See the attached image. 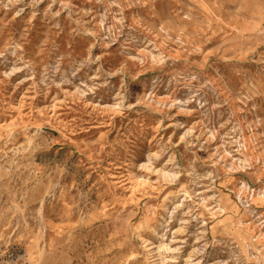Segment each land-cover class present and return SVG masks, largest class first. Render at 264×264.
<instances>
[{"label":"rangeland","instance_id":"1","mask_svg":"<svg viewBox=\"0 0 264 264\" xmlns=\"http://www.w3.org/2000/svg\"><path fill=\"white\" fill-rule=\"evenodd\" d=\"M0 264H264V0H0Z\"/></svg>","mask_w":264,"mask_h":264}]
</instances>
